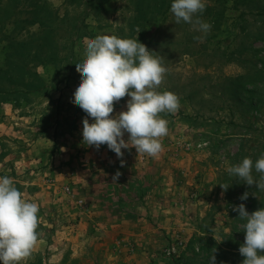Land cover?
I'll return each instance as SVG.
<instances>
[{"label":"rangeland","instance_id":"obj_1","mask_svg":"<svg viewBox=\"0 0 264 264\" xmlns=\"http://www.w3.org/2000/svg\"><path fill=\"white\" fill-rule=\"evenodd\" d=\"M137 1L0 0V176L41 205L38 242L19 264H209L213 255L215 264H242L246 221L233 208H264V190L227 169L264 155V0H208L199 14L207 33L176 23L169 10L152 38L159 16L144 13L140 42L168 69L157 90L180 100L177 111L161 113L168 133L152 156L148 191L114 179L148 154L131 148L118 157L106 144L83 143L87 114L74 99L82 72L68 58L73 38L75 63L86 56L87 35L139 39ZM45 17L57 30L50 47L38 23L27 27ZM9 37L25 46L17 50ZM20 66L48 88L29 92L34 75Z\"/></svg>","mask_w":264,"mask_h":264},{"label":"clouds","instance_id":"obj_2","mask_svg":"<svg viewBox=\"0 0 264 264\" xmlns=\"http://www.w3.org/2000/svg\"><path fill=\"white\" fill-rule=\"evenodd\" d=\"M207 2L172 0L170 11L176 23L183 21L207 33L211 24L199 15L206 10ZM85 42L86 56L75 63L82 77L74 93L75 101L87 114L83 120V143L97 149L106 144L118 157L123 156V149L131 148L138 154L157 156L163 150L159 138L168 133V121L161 113H174L180 107L177 94L157 90L168 71L163 58L139 39L98 35L85 38ZM126 96L130 97L126 110L113 115L115 103ZM89 117L93 122H89ZM253 170L261 173L258 180ZM227 171L244 184L264 190V155L255 162L245 157ZM119 175L118 172L114 179ZM248 197L245 192L240 199ZM40 207L37 199L25 197L13 178L0 176V264H19L32 252L40 236ZM233 211L246 221L245 241L239 248L244 257L242 264H264V208L250 214L241 203ZM215 262L213 255L209 264Z\"/></svg>","mask_w":264,"mask_h":264},{"label":"trees","instance_id":"obj_3","mask_svg":"<svg viewBox=\"0 0 264 264\" xmlns=\"http://www.w3.org/2000/svg\"><path fill=\"white\" fill-rule=\"evenodd\" d=\"M171 3L172 0H138L137 1V9H136V13L138 14V17L136 19V21H138L139 23L136 24L134 27L136 30H138L139 32V41H143L145 40V37L143 36V34L145 33V24H144V19H145V12L146 15L153 11L156 12L158 14V25L155 26L154 28H156V31L154 32V36L152 38H155L156 34L158 33L159 28L162 26L164 20L166 19V14L168 13V11L170 10L171 7ZM142 13V14H140ZM52 16V15H51ZM55 19H58V17L55 16ZM47 20H49L47 17H45L44 19H36L34 22H29L27 27L32 26L33 24L38 23L40 25V27H42V32H43V40L46 44V46L50 47V44L52 42H54V36L57 34V30H55L52 25H48ZM53 21V19L51 20ZM79 30H82L81 25H78V27L76 28V30L74 31V34H78ZM36 35H38V33H36ZM89 38H92L90 35ZM82 36H80V38H82ZM22 41H18V39L16 37H9V44H11V46H15V45H19L20 47H15L17 50L18 49H22V46H25V43H21ZM72 43V48L70 49V54L68 56L69 60H70V64H69V69L72 71L74 70V65H75V61L74 59H76L78 57V54L74 51V38L71 40ZM45 49V48H44ZM17 56L21 55L20 51H16ZM56 59V53H52V55L50 54V56L48 57V59ZM18 69L22 70L23 72L33 76L34 75V81L33 83L30 84V90L27 89L29 92H34V91H40L43 89V87H47L48 85L42 84L43 80H41L39 74H35L34 71L28 68H26V66H24V68H22L21 66L18 67ZM37 82V83H36ZM20 89L15 90V92H19Z\"/></svg>","mask_w":264,"mask_h":264},{"label":"crops","instance_id":"obj_4","mask_svg":"<svg viewBox=\"0 0 264 264\" xmlns=\"http://www.w3.org/2000/svg\"><path fill=\"white\" fill-rule=\"evenodd\" d=\"M138 156H140V154H138ZM143 159L146 161H141V164L138 163L136 167L132 169V171H130L129 173L126 172L124 175V170H122L121 171L122 174L120 173L119 174L122 175L123 177H130L133 180V182L135 181L137 188H140L142 191L145 189H147L148 191V189L152 188V184H154V183H150V178L153 179L155 170L152 168L153 166L152 156L148 155V158L143 157ZM137 162L138 161L136 160V163ZM153 189L155 191L154 186Z\"/></svg>","mask_w":264,"mask_h":264},{"label":"built area","instance_id":"obj_5","mask_svg":"<svg viewBox=\"0 0 264 264\" xmlns=\"http://www.w3.org/2000/svg\"><path fill=\"white\" fill-rule=\"evenodd\" d=\"M207 146V143H199L198 148H204Z\"/></svg>","mask_w":264,"mask_h":264}]
</instances>
